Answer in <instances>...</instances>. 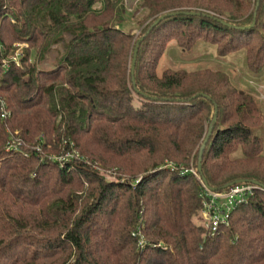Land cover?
Segmentation results:
<instances>
[{"label": "trees", "instance_id": "trees-1", "mask_svg": "<svg viewBox=\"0 0 264 264\" xmlns=\"http://www.w3.org/2000/svg\"><path fill=\"white\" fill-rule=\"evenodd\" d=\"M139 1L153 23L134 41L123 0H0V264H264L257 101L219 70H155L174 38L260 71L264 0ZM202 180L254 186L215 233L196 224Z\"/></svg>", "mask_w": 264, "mask_h": 264}, {"label": "rangeland", "instance_id": "rangeland-1", "mask_svg": "<svg viewBox=\"0 0 264 264\" xmlns=\"http://www.w3.org/2000/svg\"><path fill=\"white\" fill-rule=\"evenodd\" d=\"M123 1L126 7V14L124 15L125 22L123 23L122 29L132 35L133 40L136 41L149 25L153 23V20H145V14L140 12L139 0ZM162 45L163 51L158 55L155 68L157 76H160L161 72L166 68L185 70L210 68V70L214 72L218 70L222 71L225 75H228L226 78L229 79L236 93L240 95H250L255 101H257L258 106L262 111V115H264V64H262L260 71L252 72L245 69L241 58H239L241 55L236 53L225 56L224 58L218 57L214 48L209 44L199 45L195 50L184 53H181L177 41L174 38H169ZM14 47L16 48V51L9 59L14 57L15 62H18L19 58L22 56V49L26 48L27 45L19 43L14 44ZM10 134L14 137L18 132L15 131ZM15 142L16 144L13 145V149L18 148V142L16 139L12 138L10 143L13 144ZM73 157L79 158L80 156L71 145L70 151L64 152L63 156L46 154L43 159L58 162L62 165L63 162L71 160ZM94 169L97 170L96 168ZM103 176L105 179H115L118 177V174L115 171L110 170L105 171ZM81 193L78 194L81 195ZM203 223L204 221L200 216V219L196 224L198 226L202 225L205 228ZM140 241H143V239L141 238Z\"/></svg>", "mask_w": 264, "mask_h": 264}, {"label": "built area", "instance_id": "built-area-1", "mask_svg": "<svg viewBox=\"0 0 264 264\" xmlns=\"http://www.w3.org/2000/svg\"><path fill=\"white\" fill-rule=\"evenodd\" d=\"M12 59L15 61L14 57ZM0 106V117L5 120L9 117L7 105L5 102L0 101ZM189 172L192 176L198 178L194 168L191 167ZM203 188L204 194L202 196L200 216L204 221L205 228L210 233L217 232L221 226H227L235 207L244 203L254 194V186L251 184L234 185L225 192H211L204 185ZM139 244L142 245V241H139Z\"/></svg>", "mask_w": 264, "mask_h": 264}, {"label": "water", "instance_id": "water-1", "mask_svg": "<svg viewBox=\"0 0 264 264\" xmlns=\"http://www.w3.org/2000/svg\"><path fill=\"white\" fill-rule=\"evenodd\" d=\"M161 19H162V17H160V18H159L154 24H157ZM137 50H138V45H136L135 50H134V53H133V59H132V67H131V71H133L134 63H135V61H136ZM215 115H216V113H215ZM215 115H214L213 121H215ZM209 134H210V130H209V132H208L207 137L204 139V141H203V143H202V145H201V149H200V153H199V159H198V166H197L198 171H200V156H201L202 151H203V149H204V147H205V145H206V142H207V140H208ZM202 183H203L204 187H205L207 190H209V191H211V192H216L215 189H211V188H209V187L206 185V182H205L204 180H202ZM239 184H246V182H245V181H242V180H237V181H234V182H232V183H229V184L225 185L223 189H227V188H230V187H232V186H234V185H239ZM253 184L258 185L257 183H253Z\"/></svg>", "mask_w": 264, "mask_h": 264}]
</instances>
